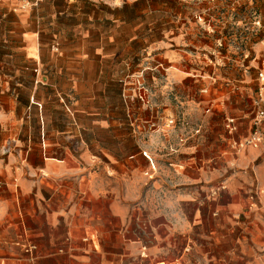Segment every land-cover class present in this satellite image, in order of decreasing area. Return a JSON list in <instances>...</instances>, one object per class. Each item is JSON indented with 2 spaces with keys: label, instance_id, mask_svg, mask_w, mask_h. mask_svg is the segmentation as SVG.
<instances>
[{
  "label": "crops",
  "instance_id": "obj_1",
  "mask_svg": "<svg viewBox=\"0 0 264 264\" xmlns=\"http://www.w3.org/2000/svg\"><path fill=\"white\" fill-rule=\"evenodd\" d=\"M142 1L34 0L24 6L28 12L12 9L31 78L23 98L15 94L21 84L9 81L7 88L0 80V264H19L15 243L37 246L32 264H264V209L250 208L246 196L254 179L264 183V159L245 154L240 178L226 182L227 196H208L218 171L208 176L181 157L190 147L174 143L172 131L144 141L136 135L147 131L128 127L125 82L114 70L128 65L123 58L138 38L127 34L138 30L127 12ZM177 1H200L206 12L227 3ZM85 7L103 17L79 11L89 25L61 34L56 18ZM149 50L152 69L160 58L181 68L191 51ZM85 236L97 240L96 249L82 242ZM141 244L146 258L138 256ZM212 247L220 252L210 254Z\"/></svg>",
  "mask_w": 264,
  "mask_h": 264
},
{
  "label": "rangeland",
  "instance_id": "obj_2",
  "mask_svg": "<svg viewBox=\"0 0 264 264\" xmlns=\"http://www.w3.org/2000/svg\"><path fill=\"white\" fill-rule=\"evenodd\" d=\"M32 1L0 0V80L7 88L9 81L21 84L22 87L15 91L18 98L26 95L24 81L31 75L24 70L27 62L18 52L21 28L12 9H17L20 14L28 12L24 6ZM193 2L144 0L129 7L128 24L134 25L138 31L132 34L130 30L127 36L138 40H131L129 54L123 58L128 61L127 67L122 64L114 71L121 72L125 82L126 91L121 100L127 106L129 129L147 131L146 135H136L144 141H148L151 134L163 137L164 132L172 131L174 143H185L190 147V153H179L181 157L184 154L190 163L201 166L208 176L218 171V186L226 187L220 197H226V182L231 178L239 179L244 167L241 164L243 156L236 157L229 147L231 136L224 127V120L226 117L237 120L238 130L234 138L248 134L253 117L257 63H261L264 51V0H227L233 6L215 4L208 12L199 5L200 1ZM48 11L44 8L46 15ZM79 11L92 18L103 17L101 9L96 13L95 8H77L72 11V17L56 18L61 34L67 29H77L80 23L89 25L86 18L76 15ZM112 15L118 16L117 13ZM257 19L261 21V28L254 24ZM174 37L181 39L180 44L173 41ZM157 45L163 54L178 48L191 51L181 59V68L160 58V65L152 69L151 60L144 52L147 50L149 54V48ZM111 105L118 109L117 102ZM81 107L89 109L90 106ZM254 154L247 151L246 156L251 159ZM257 162H262L261 158ZM235 163L237 166L233 168ZM258 186L254 179L246 196L264 183ZM205 192L208 196L212 194L209 189ZM209 203L214 204L213 201ZM258 207L260 212L264 209V196L260 197ZM191 249L192 245L189 251ZM226 249L230 248L224 251ZM219 252L214 247L209 249L210 254Z\"/></svg>",
  "mask_w": 264,
  "mask_h": 264
},
{
  "label": "built area",
  "instance_id": "obj_3",
  "mask_svg": "<svg viewBox=\"0 0 264 264\" xmlns=\"http://www.w3.org/2000/svg\"><path fill=\"white\" fill-rule=\"evenodd\" d=\"M38 1V0H37ZM200 19V18H199ZM201 20V19H200ZM255 26L257 28H261V21L257 19L255 21ZM264 29V25H263ZM257 76H256V90L255 96L253 99V117L250 122V129L248 134L243 138H234V134L237 133L238 123L237 120L233 117H226L224 120V127L228 134L231 136L229 147L232 150L233 154L236 157L245 156L247 151H253L258 154L256 160L259 158L264 159V51L262 54L261 63H257ZM205 92V90H204ZM144 154V153H143ZM145 155V154H144ZM146 156V155H145ZM237 164H232V167L235 168ZM1 187V186H0ZM226 187L224 185H220L212 191L211 196H215L221 191L225 190ZM264 196V186L257 189L255 192L248 196V200L250 203V208H258V204H260V197ZM149 223L146 222L145 228H148ZM84 243H91L92 247L96 249L97 240L92 237L85 236L82 239ZM14 247L17 248L18 253L21 256L16 257L19 264H32L37 260V246L35 244L30 243H15ZM59 253H62L63 250H59ZM189 252V248H184L183 253L187 254ZM264 254V249L262 250ZM140 258L147 257V246L146 244H141L139 248ZM152 264H181V261L176 260L173 262H165V261H156Z\"/></svg>",
  "mask_w": 264,
  "mask_h": 264
}]
</instances>
